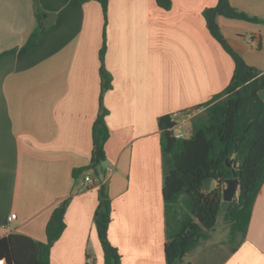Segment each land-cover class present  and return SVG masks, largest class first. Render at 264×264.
Returning a JSON list of instances; mask_svg holds the SVG:
<instances>
[{
    "label": "crops",
    "instance_id": "1",
    "mask_svg": "<svg viewBox=\"0 0 264 264\" xmlns=\"http://www.w3.org/2000/svg\"><path fill=\"white\" fill-rule=\"evenodd\" d=\"M171 1L163 9L156 0H109L105 19L98 1L0 0V238L12 233L46 242L53 210L72 195L49 264L89 258L105 264L94 222L99 185L85 183L91 172L75 179L73 170L92 156L106 31L109 239L122 264H167L159 118L187 121L228 87L235 71L204 17L218 0ZM229 1L258 21L221 15V31L264 73V0ZM38 10L44 31L30 40ZM11 213L16 218L9 222ZM233 248L220 264H264V183Z\"/></svg>",
    "mask_w": 264,
    "mask_h": 264
},
{
    "label": "trees",
    "instance_id": "2",
    "mask_svg": "<svg viewBox=\"0 0 264 264\" xmlns=\"http://www.w3.org/2000/svg\"><path fill=\"white\" fill-rule=\"evenodd\" d=\"M101 3L105 19L109 0H77ZM163 9H170L171 0H156ZM30 40L43 31L40 23ZM258 21L235 9L229 0H218L216 6L204 10L207 27L212 36L232 56L235 71L228 87L211 100L200 104L202 113L192 117L191 135L176 137V124L170 114L159 118L163 149V187L165 205V255L167 264H183L184 258L202 240L208 239L216 227L220 214L232 222L231 237L241 233L244 237L251 212L264 183V73L249 66L244 58L228 44L218 23L219 16ZM106 31L100 49V75L102 91L100 109L93 124V150L89 164L73 170L80 178L91 172V182L99 185V203L94 215L99 239L104 251L105 264H122L119 249L109 239L112 222V199L106 171L105 144L110 135L106 121L107 109L103 105L104 93L111 87V75L105 68ZM238 178L239 188L230 207L223 208L225 180ZM85 181V179H84ZM68 197L53 210L48 221L47 241L41 242L23 234H9L0 238V259L9 264H49L53 244L65 227ZM237 247L232 250L235 251Z\"/></svg>",
    "mask_w": 264,
    "mask_h": 264
},
{
    "label": "rangeland",
    "instance_id": "3",
    "mask_svg": "<svg viewBox=\"0 0 264 264\" xmlns=\"http://www.w3.org/2000/svg\"><path fill=\"white\" fill-rule=\"evenodd\" d=\"M261 96L264 97V91L261 93ZM202 112H196L193 117ZM191 120L192 117L188 118L185 124L176 127L174 132L182 131L186 137L190 136L192 132ZM231 227L232 222L227 220L223 214H220L217 225L211 231L209 238L204 239V242L200 243L187 254V260L184 261V264H189V262H192V264H220L233 246H236L241 237V233L235 237H231Z\"/></svg>",
    "mask_w": 264,
    "mask_h": 264
},
{
    "label": "water",
    "instance_id": "4",
    "mask_svg": "<svg viewBox=\"0 0 264 264\" xmlns=\"http://www.w3.org/2000/svg\"><path fill=\"white\" fill-rule=\"evenodd\" d=\"M238 188H239L238 178L233 177L225 180V186L223 188V195H224L223 208L225 211L230 207L231 201L236 195Z\"/></svg>",
    "mask_w": 264,
    "mask_h": 264
},
{
    "label": "built area",
    "instance_id": "5",
    "mask_svg": "<svg viewBox=\"0 0 264 264\" xmlns=\"http://www.w3.org/2000/svg\"><path fill=\"white\" fill-rule=\"evenodd\" d=\"M250 42H252V39H249ZM172 120L175 121V125L173 127V132L175 130L176 127H180L182 124H185L186 120H184L182 117H180L179 115H173L172 116ZM174 135L176 137H184V133L182 131H179V132H174ZM85 183H89L91 182V179L89 177H87L85 179ZM16 218V214L15 213H11L9 216H8V221H12ZM0 264H9V262L7 261V259L3 258V259H0ZM88 264H92V260L89 258L88 260Z\"/></svg>",
    "mask_w": 264,
    "mask_h": 264
}]
</instances>
